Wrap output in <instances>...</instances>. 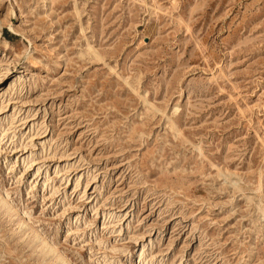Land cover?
Returning a JSON list of instances; mask_svg holds the SVG:
<instances>
[{"label":"rangeland","instance_id":"374dc122","mask_svg":"<svg viewBox=\"0 0 264 264\" xmlns=\"http://www.w3.org/2000/svg\"><path fill=\"white\" fill-rule=\"evenodd\" d=\"M0 264H264V0H0Z\"/></svg>","mask_w":264,"mask_h":264}]
</instances>
